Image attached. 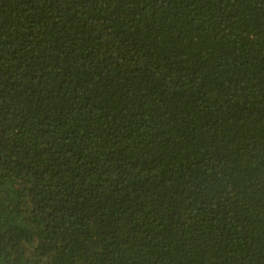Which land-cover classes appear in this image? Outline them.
<instances>
[{
	"label": "trees",
	"instance_id": "obj_1",
	"mask_svg": "<svg viewBox=\"0 0 264 264\" xmlns=\"http://www.w3.org/2000/svg\"><path fill=\"white\" fill-rule=\"evenodd\" d=\"M0 264H264V0H0Z\"/></svg>",
	"mask_w": 264,
	"mask_h": 264
}]
</instances>
